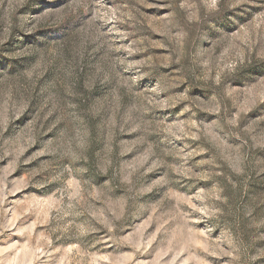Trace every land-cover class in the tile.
Returning <instances> with one entry per match:
<instances>
[{"label": "rangeland", "instance_id": "1", "mask_svg": "<svg viewBox=\"0 0 264 264\" xmlns=\"http://www.w3.org/2000/svg\"><path fill=\"white\" fill-rule=\"evenodd\" d=\"M0 264H264V0H0Z\"/></svg>", "mask_w": 264, "mask_h": 264}]
</instances>
